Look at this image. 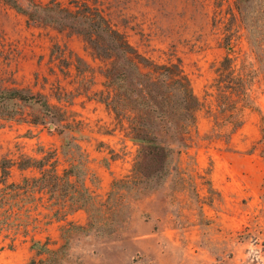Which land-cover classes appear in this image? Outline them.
<instances>
[{
  "label": "rangeland",
  "instance_id": "1",
  "mask_svg": "<svg viewBox=\"0 0 264 264\" xmlns=\"http://www.w3.org/2000/svg\"><path fill=\"white\" fill-rule=\"evenodd\" d=\"M18 1L30 12L33 0ZM103 1L140 54L182 67L202 104L196 125L158 133L175 152L170 175L129 187L140 144L124 85L135 67L121 52L101 56L69 22H37L0 0V94L19 89L49 105L0 102L12 113L0 117V163L56 151L63 170L62 152L79 145L78 179L95 204L64 217L48 196L32 203L26 233L0 230V264H264V0ZM34 176L15 167L11 180ZM36 242L54 253L39 255Z\"/></svg>",
  "mask_w": 264,
  "mask_h": 264
},
{
  "label": "trees",
  "instance_id": "2",
  "mask_svg": "<svg viewBox=\"0 0 264 264\" xmlns=\"http://www.w3.org/2000/svg\"><path fill=\"white\" fill-rule=\"evenodd\" d=\"M5 1L37 22L58 25L69 22V27L83 34L101 56L111 57L116 52L124 53L129 65L136 70L134 82L124 85V119L129 122L132 137L140 144L132 177L126 183L137 189L146 181L168 177L172 170L168 161L175 152L171 146L158 143V133L167 131L173 138L184 134L195 127V113L202 106L182 67L179 64H158L140 54L124 33L112 25L103 0H33L30 12L22 9L18 0ZM106 42L110 45H105ZM16 99L49 106L42 95L36 96L19 89L0 94V102ZM52 112L54 117L59 118L58 111ZM226 112L234 119L230 122L234 128L243 123L241 111L237 107ZM11 114L4 105H0V117L9 118ZM40 152L43 154L40 159L23 154L17 160L4 159L0 163L1 231L14 232L15 236L24 231L26 233L29 223H32L29 221H37L31 217L32 203L43 201L44 196L52 201L50 207L55 208V215L58 216L63 214L66 217L70 211L78 210L91 212L95 206L85 181L80 182L78 179L79 174L85 172L79 145L69 146L62 152L69 166L63 170L60 169L56 151ZM15 167L21 171H36L39 176L24 177L20 182H13L12 170ZM23 216L27 218V224L21 221ZM34 246L39 255L54 253L40 242ZM39 263L45 264L46 260L41 259Z\"/></svg>",
  "mask_w": 264,
  "mask_h": 264
}]
</instances>
